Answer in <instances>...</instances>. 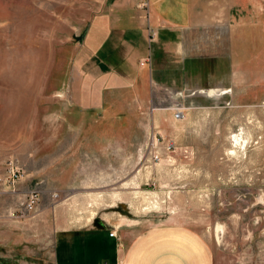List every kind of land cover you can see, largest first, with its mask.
Returning a JSON list of instances; mask_svg holds the SVG:
<instances>
[{"label":"rangeland","instance_id":"1","mask_svg":"<svg viewBox=\"0 0 264 264\" xmlns=\"http://www.w3.org/2000/svg\"><path fill=\"white\" fill-rule=\"evenodd\" d=\"M104 1L0 0V264H53L61 212L135 232L186 225L212 264H264V48L231 66L225 96L199 94L216 80L189 85L185 104L152 86L147 104L122 88L81 105L83 34ZM11 167L21 179L4 186Z\"/></svg>","mask_w":264,"mask_h":264},{"label":"crops","instance_id":"2","mask_svg":"<svg viewBox=\"0 0 264 264\" xmlns=\"http://www.w3.org/2000/svg\"><path fill=\"white\" fill-rule=\"evenodd\" d=\"M88 23L78 58L85 106L99 105L101 90L122 88L133 91L126 104H147L152 86L175 89L185 104L183 91L200 81L221 88L200 85L199 94L225 96L231 66L264 48V0H105ZM94 89L98 101L90 102ZM55 224L53 264H212L209 243L186 225L135 232L79 225L62 212Z\"/></svg>","mask_w":264,"mask_h":264},{"label":"built area","instance_id":"3","mask_svg":"<svg viewBox=\"0 0 264 264\" xmlns=\"http://www.w3.org/2000/svg\"><path fill=\"white\" fill-rule=\"evenodd\" d=\"M174 115L176 116V117H179L180 115H181V109H178V108H175L174 107ZM153 144H155V142H153ZM170 145L171 144H168V147H170ZM153 146H155V145H153ZM150 154H152V156H151V160H152V162H157L159 159H160V154L159 153H157V150H153V151H151V153ZM9 174L7 175V177H6V179H4V180H1V183H2V185H11V186H13L15 183H17L20 179H21V173L17 170V169H15V168H9L8 169V171H7ZM30 198H29V200L28 201H26L23 205H22V207H21V209H19V210H15V211H11L10 213H9V215L10 216H12V217H22L23 215H25V213L26 212H29V210L33 207V196H29ZM115 232H111L110 234H109V237L111 238V237H115Z\"/></svg>","mask_w":264,"mask_h":264}]
</instances>
